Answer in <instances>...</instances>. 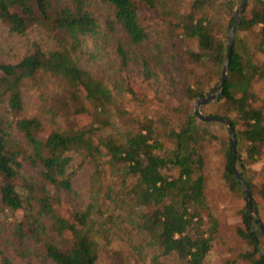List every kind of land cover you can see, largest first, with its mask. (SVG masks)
<instances>
[{"label":"trees","instance_id":"1","mask_svg":"<svg viewBox=\"0 0 264 264\" xmlns=\"http://www.w3.org/2000/svg\"><path fill=\"white\" fill-rule=\"evenodd\" d=\"M179 1L0 0V25L26 43L0 39V264H206L226 244L208 151L243 201L241 249L215 264H264V0H247L222 91L236 0ZM212 90L201 111L233 127L257 220L228 128L194 115Z\"/></svg>","mask_w":264,"mask_h":264},{"label":"rangeland","instance_id":"2","mask_svg":"<svg viewBox=\"0 0 264 264\" xmlns=\"http://www.w3.org/2000/svg\"><path fill=\"white\" fill-rule=\"evenodd\" d=\"M240 3L241 1L239 0L235 1V8L232 13V16L235 10L240 6ZM188 4H189L188 0L179 1V7L182 9V11H184L187 8ZM7 38H10L8 39L7 44L11 45V47L14 50H21V51L23 50V47L26 44L25 41L20 38L9 37L7 30L0 25V39L2 41H6ZM107 65L109 66V70L112 69L110 70V74L114 78H116L117 81L118 80L123 81L124 79L123 76L126 77L127 75L130 74V77L138 83V79L134 77V74L131 71H129L128 73L120 74L118 73V71L113 70L115 68V63L112 64V62L110 61L107 63ZM84 68L93 72L98 71L93 64H89V63L84 64ZM254 88L257 95L263 98L264 82H259L258 84L255 85ZM204 112L205 113L202 112V114L204 115H214L216 111L214 110V108L208 106L205 108ZM213 128L216 130L217 135L219 137L222 138L226 137V133L221 127L213 125ZM217 149L218 146H213V151H216ZM221 164H222V158L219 156L217 152H212V151L207 152V156L205 158V169H204V174L206 177V192L210 200L212 210L214 211V214L217 216L219 220L222 245L224 243L226 244L224 248L221 249V252L219 251L217 253L214 252L212 255H210L206 261V264H215L216 261H218V259L221 257V253L222 254L226 253L229 255L228 251H226L228 247H232L235 250H239L241 249V245H242V242L240 238L237 236L235 229L237 226L240 225L239 213L241 208L243 207V201L241 200L240 197L232 194L226 188V184L223 182L220 176ZM259 167H260L259 164L258 165L252 164L251 166V168L254 170H258ZM256 178L257 175H254V179ZM221 258L219 259V261L221 260Z\"/></svg>","mask_w":264,"mask_h":264},{"label":"water","instance_id":"3","mask_svg":"<svg viewBox=\"0 0 264 264\" xmlns=\"http://www.w3.org/2000/svg\"><path fill=\"white\" fill-rule=\"evenodd\" d=\"M247 0H241L240 6L235 10L234 14H233V20L231 23V27L228 31V35H227V52H226V57H225V61L223 63V67H222V75H221V80L219 82V86H221V90L223 89V85L224 82L226 80L227 77V72H228V67H229V63H230V56L232 53V48H233V39H234V33H235V28L236 25L239 21V18L242 14V12L245 9ZM218 95V93H214V91L212 90L210 93H208L205 97L200 98L197 103L194 106V115L197 116L201 121L204 122H220L222 124H224L228 130H229V139H230V144L232 147V152H233V165H232V170L234 172V175L236 177V179L238 180V182L241 184L246 197H247V202H248V208H247V214L250 218H253L254 220H257L254 215H253V200H252V196L250 194V191L248 189V187L245 185L244 180L242 179V176L239 174L237 168H236V164H235V160H236V140H235V131L233 129V127L231 126L230 122H228L227 120L218 118L216 116H212V115H204L201 112V106L209 101H211L213 98H215ZM261 229L262 226L261 224H259ZM262 233L264 235V231L262 230Z\"/></svg>","mask_w":264,"mask_h":264}]
</instances>
